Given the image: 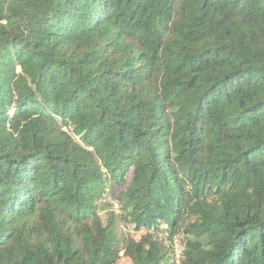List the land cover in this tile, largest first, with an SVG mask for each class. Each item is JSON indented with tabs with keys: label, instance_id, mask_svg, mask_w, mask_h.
<instances>
[{
	"label": "trees",
	"instance_id": "obj_1",
	"mask_svg": "<svg viewBox=\"0 0 264 264\" xmlns=\"http://www.w3.org/2000/svg\"><path fill=\"white\" fill-rule=\"evenodd\" d=\"M121 256L264 264V0H0V264Z\"/></svg>",
	"mask_w": 264,
	"mask_h": 264
},
{
	"label": "rangeland",
	"instance_id": "obj_2",
	"mask_svg": "<svg viewBox=\"0 0 264 264\" xmlns=\"http://www.w3.org/2000/svg\"><path fill=\"white\" fill-rule=\"evenodd\" d=\"M127 231V230H126ZM131 237H133V238H135V239H138V237H139V234L137 233H132V236ZM179 246H180V244L178 243V242H176V247H175V249H176V251L178 252L177 254L178 255H180V248H179ZM117 264H130L129 263V261L125 258V257H123V256H121V258H120V260L118 261V263Z\"/></svg>",
	"mask_w": 264,
	"mask_h": 264
},
{
	"label": "built area",
	"instance_id": "obj_3",
	"mask_svg": "<svg viewBox=\"0 0 264 264\" xmlns=\"http://www.w3.org/2000/svg\"><path fill=\"white\" fill-rule=\"evenodd\" d=\"M176 253H178V252L176 251Z\"/></svg>",
	"mask_w": 264,
	"mask_h": 264
}]
</instances>
